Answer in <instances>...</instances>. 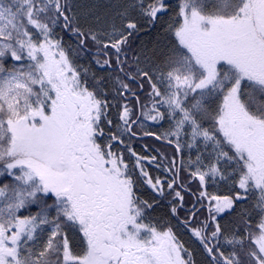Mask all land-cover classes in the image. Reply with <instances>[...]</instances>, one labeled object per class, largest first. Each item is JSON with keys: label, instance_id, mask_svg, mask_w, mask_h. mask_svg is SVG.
I'll return each mask as SVG.
<instances>
[{"label": "snow or ice", "instance_id": "obj_1", "mask_svg": "<svg viewBox=\"0 0 264 264\" xmlns=\"http://www.w3.org/2000/svg\"><path fill=\"white\" fill-rule=\"evenodd\" d=\"M0 264H264V0H0Z\"/></svg>", "mask_w": 264, "mask_h": 264}]
</instances>
